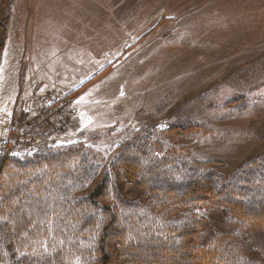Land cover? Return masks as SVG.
Segmentation results:
<instances>
[{
    "label": "trees",
    "instance_id": "16d2710c",
    "mask_svg": "<svg viewBox=\"0 0 264 264\" xmlns=\"http://www.w3.org/2000/svg\"><path fill=\"white\" fill-rule=\"evenodd\" d=\"M10 5L0 0V55ZM219 165L169 155L147 126L104 160L80 141L3 149L0 264H264L246 239L264 231V153L229 173ZM122 181L141 194L127 197ZM208 210L229 229L203 239Z\"/></svg>",
    "mask_w": 264,
    "mask_h": 264
},
{
    "label": "rangeland",
    "instance_id": "374dc122",
    "mask_svg": "<svg viewBox=\"0 0 264 264\" xmlns=\"http://www.w3.org/2000/svg\"><path fill=\"white\" fill-rule=\"evenodd\" d=\"M169 8L157 28L167 34L133 58L141 65H123L79 95V126L39 145L80 141L104 160L147 126L169 155L216 161L222 173L264 153V0H200L175 7L178 13ZM10 106L0 103V136L15 116ZM184 125L190 133L181 132ZM122 189L129 198L141 194L123 181ZM202 214L208 219L203 239L229 229L222 210ZM246 239L251 255L264 261V231Z\"/></svg>",
    "mask_w": 264,
    "mask_h": 264
},
{
    "label": "crops",
    "instance_id": "0c3cea01",
    "mask_svg": "<svg viewBox=\"0 0 264 264\" xmlns=\"http://www.w3.org/2000/svg\"><path fill=\"white\" fill-rule=\"evenodd\" d=\"M198 1L11 0L0 55L1 105H11L14 117L26 121L48 93L69 94L75 104L102 77L134 62L142 48L167 34L157 30L166 20L164 7L178 13L175 7Z\"/></svg>",
    "mask_w": 264,
    "mask_h": 264
},
{
    "label": "built area",
    "instance_id": "2783aa9c",
    "mask_svg": "<svg viewBox=\"0 0 264 264\" xmlns=\"http://www.w3.org/2000/svg\"><path fill=\"white\" fill-rule=\"evenodd\" d=\"M78 123L76 106L72 97L46 94L35 107L31 117L22 121L14 117L5 138H0V151L10 154L27 153L50 138H55Z\"/></svg>",
    "mask_w": 264,
    "mask_h": 264
}]
</instances>
